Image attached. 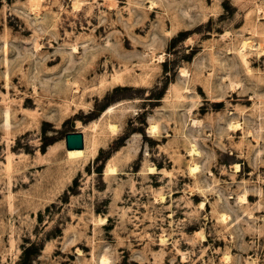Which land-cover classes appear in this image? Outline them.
I'll use <instances>...</instances> for the list:
<instances>
[{
	"label": "rangeland",
	"instance_id": "obj_1",
	"mask_svg": "<svg viewBox=\"0 0 264 264\" xmlns=\"http://www.w3.org/2000/svg\"><path fill=\"white\" fill-rule=\"evenodd\" d=\"M0 264H264V0H0Z\"/></svg>",
	"mask_w": 264,
	"mask_h": 264
},
{
	"label": "bare ground",
	"instance_id": "obj_2",
	"mask_svg": "<svg viewBox=\"0 0 264 264\" xmlns=\"http://www.w3.org/2000/svg\"><path fill=\"white\" fill-rule=\"evenodd\" d=\"M248 43V42H247ZM246 44V43H245ZM249 44V43H248ZM238 127V125H236V127L235 128H237ZM112 129L114 128V127H111ZM151 132H156V126H154V127H152L151 129ZM154 135V134H153ZM86 148V147H85ZM83 149V150H73V151H67V154H68V158L70 159V160H79V159H83V158H85L87 155H88V153H87V150L86 149ZM197 169V168H196ZM115 170H116V167H114V166H112V165H109L108 166V169H107V171L108 172H111V173H113V172H115ZM157 169H156V167H151L150 168V173H153V174H155V173H157V171H156ZM102 262L103 263H108L109 262V260L107 259V258H104V259H102Z\"/></svg>",
	"mask_w": 264,
	"mask_h": 264
},
{
	"label": "water",
	"instance_id": "obj_3",
	"mask_svg": "<svg viewBox=\"0 0 264 264\" xmlns=\"http://www.w3.org/2000/svg\"><path fill=\"white\" fill-rule=\"evenodd\" d=\"M65 140L66 148L69 151L83 150L85 148V138L84 134L81 132L67 134Z\"/></svg>",
	"mask_w": 264,
	"mask_h": 264
}]
</instances>
